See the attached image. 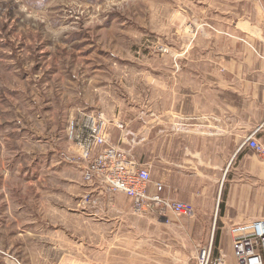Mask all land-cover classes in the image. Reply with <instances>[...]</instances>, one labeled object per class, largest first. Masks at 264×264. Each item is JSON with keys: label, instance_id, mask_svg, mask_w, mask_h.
<instances>
[{"label": "crops", "instance_id": "obj_1", "mask_svg": "<svg viewBox=\"0 0 264 264\" xmlns=\"http://www.w3.org/2000/svg\"><path fill=\"white\" fill-rule=\"evenodd\" d=\"M190 3L197 7L198 16L183 18L186 24L179 34L189 43L179 50L180 57L191 56L177 66L179 71L190 70L189 87L158 94L156 100L145 98L140 115L141 158L132 157L150 173L148 195L188 203L194 216L183 221L182 216L166 211L137 215L131 205L123 203L124 195L91 189L99 220L82 223L84 232L98 231L87 241L94 253L85 261L196 264L197 252L211 247L213 257L222 256L226 264H234L230 226L264 219V161L241 147L247 135L264 123V0ZM199 39H206V44L199 45ZM194 55L201 58L194 59ZM107 118V144L126 151L131 121L119 124V114ZM19 161L16 155L0 158V239L12 229L14 236L9 238L29 237L36 261L43 260L42 255L48 261L59 245L54 236L63 233L62 227L54 225L53 183L39 184L42 177L36 170L42 159L30 158L34 168L21 172L15 169ZM22 181L29 183L30 197L32 186L35 197L41 187L45 201L40 210L37 204L22 200ZM80 202L77 210L86 215Z\"/></svg>", "mask_w": 264, "mask_h": 264}, {"label": "rangeland", "instance_id": "obj_2", "mask_svg": "<svg viewBox=\"0 0 264 264\" xmlns=\"http://www.w3.org/2000/svg\"><path fill=\"white\" fill-rule=\"evenodd\" d=\"M197 13L190 0H0V158L16 155L18 171L32 166L30 158L42 159L36 170L42 177L39 184L52 181L54 225L63 228L62 235L54 236L59 245L53 257L46 261L42 255L40 262L29 237L19 241L9 238L12 229L6 231L0 242L17 244L0 245V264H93L85 261L94 253L87 241L98 231L84 232L82 223L99 220L98 203L91 195L84 198L91 188L67 162L78 159L73 140L85 117L119 114V124L131 121L125 150L141 158L145 98L156 100L158 94L189 87L190 70L177 69L191 56L180 57L179 49L189 39L179 30L186 24L184 17ZM205 41L198 43L204 46ZM21 187L22 200L40 210L45 201L41 187L37 197L33 186L29 196V183L22 181ZM79 200L86 215L77 210ZM123 203L133 208L125 195Z\"/></svg>", "mask_w": 264, "mask_h": 264}, {"label": "built area", "instance_id": "obj_3", "mask_svg": "<svg viewBox=\"0 0 264 264\" xmlns=\"http://www.w3.org/2000/svg\"><path fill=\"white\" fill-rule=\"evenodd\" d=\"M108 125L109 121L100 114L89 115L73 140L78 159L69 158L67 162L80 170L83 183L105 195H125L132 202L137 215L166 211L177 216L193 217L194 209L188 203L148 195V169L138 164L130 152L107 144ZM241 147L252 150L264 161V123L247 135ZM90 195L88 193L84 198L90 200ZM229 234L234 264H264V219L233 224ZM195 262L226 264L222 256H212L211 247L201 248Z\"/></svg>", "mask_w": 264, "mask_h": 264}]
</instances>
